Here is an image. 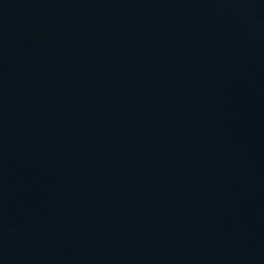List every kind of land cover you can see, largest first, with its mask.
<instances>
[{"label":"water","instance_id":"95a60500","mask_svg":"<svg viewBox=\"0 0 264 264\" xmlns=\"http://www.w3.org/2000/svg\"><path fill=\"white\" fill-rule=\"evenodd\" d=\"M0 264H264V0H0Z\"/></svg>","mask_w":264,"mask_h":264}]
</instances>
